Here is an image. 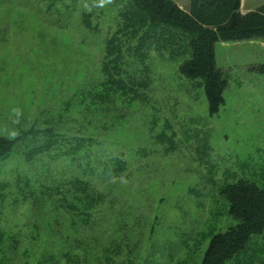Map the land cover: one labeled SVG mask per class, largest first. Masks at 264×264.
<instances>
[{"label":"rangeland","instance_id":"obj_1","mask_svg":"<svg viewBox=\"0 0 264 264\" xmlns=\"http://www.w3.org/2000/svg\"><path fill=\"white\" fill-rule=\"evenodd\" d=\"M176 1L189 9L190 0ZM241 1L243 13L264 4ZM125 3L0 0V138L53 128L67 146L74 137L99 142L74 162L57 147L27 163L25 153L41 141L21 144L0 182L28 177L47 201L44 187L63 190L80 176L105 197L95 210L77 203L49 212L9 194L0 203V264H201L212 234L237 222L220 189L240 179L264 189V74L254 69L264 61L263 39L215 43L228 77L215 114L168 50L150 52L145 99L108 104L90 91ZM83 12L94 14L99 33L85 28ZM119 156L127 177L108 179L103 169ZM228 264H264V231Z\"/></svg>","mask_w":264,"mask_h":264},{"label":"trees","instance_id":"obj_2","mask_svg":"<svg viewBox=\"0 0 264 264\" xmlns=\"http://www.w3.org/2000/svg\"><path fill=\"white\" fill-rule=\"evenodd\" d=\"M241 3V0H190V7L185 10L175 0H127L117 11L113 33L104 39L100 80L90 91L92 97L108 104L120 101L123 105L145 99L152 85L151 68L146 63L150 52L168 50L175 60L183 59L182 74L196 81L197 86H203L209 112L217 113L225 102L228 77L216 65L215 43L264 40V4L242 13ZM81 22L90 32L99 33L100 26L98 22L94 24L92 12H83ZM254 69L264 74V61ZM37 140L41 142L25 153L27 163L32 159L41 161L43 155L57 147L74 162L81 149L89 151L99 144L90 136L74 137L75 142L67 146L63 142L70 139L58 135L53 128L1 137L0 172L2 164L14 157L21 144ZM107 163L103 174L108 179L127 177L125 159L111 157ZM64 186L63 190L60 185L44 187L42 193L49 199L41 201L38 186L32 187L29 178L21 175L13 183L0 182V203L13 193L15 202L23 200L49 212L56 206L79 209L80 203L87 210H95L105 204L103 193L88 179L75 176ZM220 196L229 203V213L237 222L225 232L212 234L201 264H228L247 249L253 235L264 231L263 188L251 180L240 179L223 186Z\"/></svg>","mask_w":264,"mask_h":264}]
</instances>
